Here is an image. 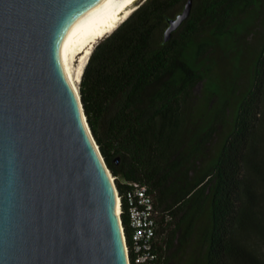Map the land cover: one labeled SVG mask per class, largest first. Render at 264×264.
I'll use <instances>...</instances> for the list:
<instances>
[{
	"label": "trees",
	"instance_id": "obj_1",
	"mask_svg": "<svg viewBox=\"0 0 264 264\" xmlns=\"http://www.w3.org/2000/svg\"><path fill=\"white\" fill-rule=\"evenodd\" d=\"M186 1L145 0L97 42L84 111L128 237L127 182L139 181L175 216L159 224L163 264H264V39L249 45L264 0H194L165 41Z\"/></svg>",
	"mask_w": 264,
	"mask_h": 264
},
{
	"label": "water",
	"instance_id": "obj_2",
	"mask_svg": "<svg viewBox=\"0 0 264 264\" xmlns=\"http://www.w3.org/2000/svg\"><path fill=\"white\" fill-rule=\"evenodd\" d=\"M121 1L0 0V264H129L115 181L62 67Z\"/></svg>",
	"mask_w": 264,
	"mask_h": 264
},
{
	"label": "built area",
	"instance_id": "obj_3",
	"mask_svg": "<svg viewBox=\"0 0 264 264\" xmlns=\"http://www.w3.org/2000/svg\"><path fill=\"white\" fill-rule=\"evenodd\" d=\"M113 177L115 181L116 176ZM127 184L130 186L126 193L130 237L125 230L122 218L121 225L128 262L129 264H163L156 248L158 228L160 223L168 226L174 221L173 210L157 205L155 195L148 184L139 181H130ZM121 213L122 206L120 216Z\"/></svg>",
	"mask_w": 264,
	"mask_h": 264
},
{
	"label": "bare ground",
	"instance_id": "obj_4",
	"mask_svg": "<svg viewBox=\"0 0 264 264\" xmlns=\"http://www.w3.org/2000/svg\"><path fill=\"white\" fill-rule=\"evenodd\" d=\"M138 1L139 0H122L113 10L73 35L66 43L62 54V67L73 88L76 89L78 93L84 69L95 45L99 40L113 32L120 24L129 18L138 7ZM110 176L113 181L114 175H112L111 172ZM114 186L116 188L119 210L121 211L120 195L118 194L115 183Z\"/></svg>",
	"mask_w": 264,
	"mask_h": 264
},
{
	"label": "rangeland",
	"instance_id": "obj_5",
	"mask_svg": "<svg viewBox=\"0 0 264 264\" xmlns=\"http://www.w3.org/2000/svg\"><path fill=\"white\" fill-rule=\"evenodd\" d=\"M145 0H139L137 2V5L139 6L141 3H143ZM256 33L255 35L250 39L249 45L253 46V48H256L260 45L261 41L264 39V12L263 15L259 18L257 25H256ZM78 63V62H76ZM232 65L225 66L223 70L220 71L222 74L223 79H226L227 74H232ZM249 75L247 72H244L242 77L239 79V84L242 87V90H246L249 87ZM202 90V85H199L197 88V93H200ZM170 264H179L178 261H173Z\"/></svg>",
	"mask_w": 264,
	"mask_h": 264
}]
</instances>
